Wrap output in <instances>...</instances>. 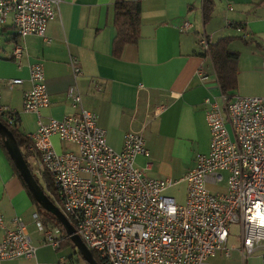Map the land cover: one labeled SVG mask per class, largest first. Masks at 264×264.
<instances>
[{
    "label": "built area",
    "instance_id": "1",
    "mask_svg": "<svg viewBox=\"0 0 264 264\" xmlns=\"http://www.w3.org/2000/svg\"><path fill=\"white\" fill-rule=\"evenodd\" d=\"M65 1L0 0V28L10 25L21 38L38 35L50 43L48 23ZM192 28L188 20L179 25L182 31ZM198 42L208 53L211 40L206 33L198 34ZM24 53L18 44L13 57L20 60ZM69 65L75 79L83 74L77 57L70 56ZM30 81L23 109L40 115L50 104L43 62L30 65ZM22 83L23 79L12 78L5 84L13 89ZM1 98L0 78V117L17 127L19 113L1 104ZM71 99V113L46 122L39 119L37 130L27 134L32 142L28 150L33 152L28 163L36 175L51 174L61 210L104 264H211L221 252L231 255L233 223L239 227L244 261L257 252L264 259V97L221 92L219 100H205L210 150L198 154L195 167L181 179L187 185L183 204L166 194L178 181L151 177L136 165L138 155L149 156L140 132H128L122 150L116 151L97 115L84 107L81 92ZM54 137L76 148L58 150ZM225 172L226 190L211 191L209 183H221ZM33 217L44 229V243L60 250L70 237L43 224L39 213ZM0 229L1 260L36 257L37 247L23 217H14L8 225L0 209ZM61 264H68L67 259Z\"/></svg>",
    "mask_w": 264,
    "mask_h": 264
},
{
    "label": "crops",
    "instance_id": "2",
    "mask_svg": "<svg viewBox=\"0 0 264 264\" xmlns=\"http://www.w3.org/2000/svg\"><path fill=\"white\" fill-rule=\"evenodd\" d=\"M114 1L62 2L59 15L47 26L50 43L38 35L21 38L10 25L0 28L1 104L19 113L17 127L27 135L37 130L39 119L46 122L71 113L72 95L79 90L84 107L97 115L113 149L122 150L128 132H140L149 156L138 155L136 165L151 177L178 181L170 187L178 186L186 183L181 179L195 167L197 155L210 150L205 100H219L221 95L213 63L205 56L198 34L206 33L211 41L234 37L230 46L240 53L235 92L264 97V2L214 0L212 17L204 24L203 0H131L141 3V37L116 57L112 52L117 33ZM186 20L193 28L182 31L179 25ZM18 44L25 53L15 60L13 50ZM70 56L77 57L83 69L77 79ZM38 61L44 64L50 96L40 115L23 109V93L31 87L30 65ZM12 78L23 83L9 89L5 83ZM54 143L58 150L76 148L57 137ZM209 189L224 192L226 187L209 183ZM32 198L0 145V209L8 225L14 217H23L37 247L35 258L0 259V264H61L69 254L68 248L56 250L44 243V229L33 217L39 209ZM229 246L231 255L221 252L211 264H264L261 252L244 261L240 245Z\"/></svg>",
    "mask_w": 264,
    "mask_h": 264
},
{
    "label": "trees",
    "instance_id": "3",
    "mask_svg": "<svg viewBox=\"0 0 264 264\" xmlns=\"http://www.w3.org/2000/svg\"><path fill=\"white\" fill-rule=\"evenodd\" d=\"M214 7V0H203L202 16L204 24H207L210 21L214 11ZM141 11L142 8L140 1H114V25L117 30L112 46V52L114 56L120 57L127 45H135L138 43L141 37ZM233 40L234 37L232 36H224L217 39L216 41H211L208 53H205V56H209L213 63L219 88L221 92L225 94L235 93L239 85L238 64L240 53L239 51L233 50L231 48L230 45ZM0 120L3 121L1 117ZM3 123L7 125L8 128L13 132L19 146L23 149L25 158L27 159L29 154L33 153L31 150H28V147L32 144L31 140L27 137V135H24V133L18 127H12L4 121ZM0 145L9 159L13 167V171L20 178L23 185L27 189V192L32 198V195L24 179L22 178L19 170L9 156L1 136ZM33 174L48 197L61 208L59 193L54 185L51 174L48 171H44L42 176L36 175L34 172ZM42 181H44L46 187L43 185ZM32 200L39 209L40 219L43 224L53 225L54 227L58 228L64 235H67L65 228L55 217V215L41 209L33 198ZM68 245H74L70 238L63 241L61 249H64ZM92 253L99 264H104L95 251H92Z\"/></svg>",
    "mask_w": 264,
    "mask_h": 264
},
{
    "label": "water",
    "instance_id": "4",
    "mask_svg": "<svg viewBox=\"0 0 264 264\" xmlns=\"http://www.w3.org/2000/svg\"><path fill=\"white\" fill-rule=\"evenodd\" d=\"M0 136L4 141L5 148L24 179L33 199L38 206L55 215L66 230L67 235L78 247L84 259L89 264H99L94 258L92 251L87 247L82 238L76 233V228L68 220L65 213L45 193L44 189L35 178L21 147L19 146L13 132L0 120Z\"/></svg>",
    "mask_w": 264,
    "mask_h": 264
},
{
    "label": "rangeland",
    "instance_id": "5",
    "mask_svg": "<svg viewBox=\"0 0 264 264\" xmlns=\"http://www.w3.org/2000/svg\"><path fill=\"white\" fill-rule=\"evenodd\" d=\"M224 176H225V179L221 183L218 184V187L221 188V189H225L226 184H227L228 174L225 172ZM42 183L45 186L44 181H42ZM186 188H187L186 183H181L178 186L170 187L166 191V193L169 194V195L174 196L177 199V202L179 204H183L185 202V199H186ZM231 230H232V236L230 237L228 245H232V243L240 245V236L238 235V231H239L238 224L237 223H233L231 225ZM66 248L69 249L68 250L69 254H68L67 258H66L67 262L69 264H87L86 260L84 259L83 255L81 254V252L79 251V249L75 245V243H74V245L66 246L64 249H66Z\"/></svg>",
    "mask_w": 264,
    "mask_h": 264
}]
</instances>
